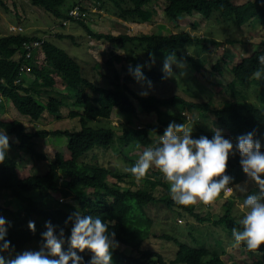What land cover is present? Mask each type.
Here are the masks:
<instances>
[{
  "label": "trees",
  "instance_id": "16d2710c",
  "mask_svg": "<svg viewBox=\"0 0 264 264\" xmlns=\"http://www.w3.org/2000/svg\"><path fill=\"white\" fill-rule=\"evenodd\" d=\"M28 1L57 20L69 22L68 24L78 23L92 39L105 40L110 44L122 46L139 44L145 52L143 54L137 52L112 54L105 61V65L113 72V84L111 87L104 88L91 82L78 58L58 44L62 45V41L68 39L74 42V35H56L59 41L49 38L50 35L45 38L14 32L0 37V132H6L10 145L4 159L0 160V199L5 192L11 199L19 200L16 211L8 210L5 208L6 205L0 204V215L5 213L11 215V218L7 219L11 221V227L8 229L6 239L11 241L16 251L24 250L31 242H38L44 221L51 220L54 224H61L73 210L74 204L67 202V199H72L85 214L98 215L108 222L110 229L116 233L119 243L139 254L130 255L118 247L113 251L112 264H152V262L156 264H227L222 259L226 253V247L222 242H217L215 246L208 248L181 242L170 234H163L162 238L174 241L178 245L177 253L170 261L158 252L143 249V244L152 235L153 220L145 211V207L150 204L162 203L168 210L175 211L180 216L181 213L187 212L201 223L211 221L210 217H204L198 212L195 204L176 205L169 195V185L159 178V172L146 173L153 175L145 180V185L150 188L144 186L134 189L118 184L124 182L125 177H133L129 173L112 171L111 165L78 162L92 149L96 147L108 149L116 144V141H119L122 148L136 144L143 151L151 146L152 140L158 133L162 135L163 130L139 125L123 127L120 137H116V130L112 124L109 128L89 125L91 120L111 121L113 113L138 115V106L134 100L138 102L144 115L155 113L165 127L173 121L163 116L164 109L180 107L186 121L190 119L189 116L191 117L190 112L210 113L220 126L228 131L233 142L235 136L251 131L253 128L257 129L258 133L264 132V109L246 99L226 100L219 107H212L208 100L188 99L182 95L141 97L138 95L139 91L133 88L135 84L140 83L135 82L128 74V65L143 64L150 56L154 59V54L157 52H162L164 55L175 52L178 56L183 55L180 48L182 46H192L199 51L210 52V43L219 45L221 42L188 31L174 32L170 35L131 36L121 33L114 35L96 32L86 24V19L91 16V9L86 4L92 7L95 5L100 12L111 13L125 21L148 23L154 16L151 5L159 0H74L68 7H65L68 0ZM0 3L3 4V0H0ZM74 8H79L85 17L74 18L70 14ZM194 13L207 20L213 19L218 24L235 23L237 27L227 40L228 44L233 45L243 44L244 39L241 37L237 39L236 35H241V28L245 24L254 19L264 21V5L257 3V0H246L242 4H235L234 0H166L164 14L176 23L177 28L186 25L185 19H187L189 25L195 29L196 23L190 20ZM34 40L42 42L41 45L31 48V42ZM252 44L258 49L248 56H241L232 65L230 72L234 77L233 82L228 86H219V91L222 87H229L234 93L235 85H241L245 89L257 88L264 97V80L258 81L252 76V73L260 68L257 57L264 54V37ZM29 53L30 57H27ZM185 58L192 63L196 71H201V62L194 57ZM118 65L123 67L125 72L123 76L118 71ZM100 68L101 65L95 62L91 70ZM213 69L218 72L221 70L219 62L213 66ZM142 70L152 83L168 80V78H161L162 72L153 64ZM261 70L264 71V68ZM26 76L34 79L31 85L26 84ZM88 90L94 92L96 97L91 96ZM5 101H8L19 115L35 123L41 121L45 112L59 120L63 118L62 108H80L81 112L71 110L69 116L78 117L81 128L73 131L60 129L27 131L21 120L2 116ZM203 134L209 138L212 135ZM49 136H65L68 140L65 151L57 154L55 161L49 163L48 170L44 174L20 170L17 159L24 155H29L36 162L48 160L45 154L36 149V139ZM261 151H264V140H262ZM238 159L237 155L228 160L226 173L233 179L226 185L221 195L225 194L226 188L240 183L245 178ZM125 160L128 163H134L126 158ZM62 174H65V179H62ZM110 174L116 178L117 182L113 184L108 182ZM155 177L158 178L153 179ZM159 185L164 188V193L156 197L153 189ZM252 193L260 194L258 188H255ZM224 207V213L213 222L215 225L222 226L232 236V229L240 228L239 219L233 211L236 208L235 197H229ZM29 220L35 222V233L27 228ZM245 251L252 255L251 264H264V243L255 250H248L245 247ZM83 255L87 260L89 253L86 252Z\"/></svg>",
  "mask_w": 264,
  "mask_h": 264
},
{
  "label": "rangeland",
  "instance_id": "374dc122",
  "mask_svg": "<svg viewBox=\"0 0 264 264\" xmlns=\"http://www.w3.org/2000/svg\"><path fill=\"white\" fill-rule=\"evenodd\" d=\"M74 0H68L65 7H68ZM246 0H234L235 4H242ZM91 9L90 18L86 19V24L96 32L117 34H129L131 36H141L147 34H161L170 35L174 32L188 31L192 34H199L206 36L208 39H214L221 42L219 45L210 43V52H202L192 46H182L181 51L185 57L195 58L202 63L201 71H196L192 63L186 58L187 69L186 74L183 76L175 75L168 78L163 82L152 83L153 87L149 95H155L159 97H170L173 95H182L188 99L194 100H208L212 107H219L223 101L231 99H246L256 105H260L264 109V97L262 93L257 91L258 89L252 87L245 89L241 85H235L234 93L228 87H222L219 91L218 88L221 85L228 86L233 82V74L230 72V68L235 64L241 56H248L256 48L254 44L264 37V21L257 19L252 20L250 23L245 24L241 28V35L237 34L236 38L244 39L243 44H228L227 40L230 35L233 34L237 25L228 22H221L218 24L213 19H206L201 15L194 13V16L190 17L192 22L196 23V28L193 29L187 19H185L186 25H182L180 28L175 26L176 23L172 22L164 14L166 7V0H159L152 3V9L154 10V16L151 22L148 23H132L122 20L111 13L100 12L94 5L86 4ZM96 9V10H95ZM182 21V20H181ZM67 22L55 19L50 14L46 13L43 9L33 6L28 0H3V4L0 3V37L11 34V29H15L18 26L23 28L22 34H28L31 36H43L57 40L56 35L71 34L74 35V42L70 39L63 40L62 47L66 49L71 55L78 58L83 64L86 71L85 74L89 76L91 82L102 87H111L113 84V75L111 69L107 68L105 61L114 53L126 54L128 52H137L143 54L145 50L139 44L132 45H117L110 44L105 40H96L90 38L84 31V29L78 23ZM51 33L50 32H53ZM16 33V32H14ZM56 36V37H55ZM55 37V38H54ZM61 42V41H60ZM154 67L161 71V62L165 56L162 52L154 54ZM147 61V60H145ZM95 62L101 65L99 70H91ZM219 62L220 71L213 69V66ZM118 71L121 76L124 75L122 65H118ZM174 72H177L175 68ZM27 77V76H26ZM28 84H32L34 79L27 77ZM146 87V85H145ZM135 90H141V84H135L133 86ZM227 88V89H226ZM90 94L96 97L95 93L88 90ZM138 106V115L126 114L122 115L113 113L111 121L105 119L91 120L89 125L92 127H111L110 124L116 130V137H120V132L123 127L129 126H152L155 130H164L165 125L158 120L155 113L143 114L141 108L136 100H134ZM3 117L16 118L25 122L27 131L35 132L44 128L47 129H60V130H72L73 128H81L79 118L72 120L69 116V109L64 108L62 110V119H52L50 115H46L45 121H39L35 123L19 117L20 115L15 112L13 107L8 101L4 102ZM164 117L168 120H172L175 123H184L186 126L193 128L192 135L198 136L203 133L212 134V131L216 128L222 130V135L227 138H231L228 131L220 126L215 117L210 113H199L198 111L190 112V119L185 120L180 107H169L164 109ZM177 112V114H176ZM189 113V112H188ZM163 117V119H164ZM112 127V128H113ZM113 128V129H114ZM160 132V131H159ZM158 135L152 140L150 147L158 140ZM65 136H49L47 138H40L38 140V151L45 154L48 158L47 161L36 162L29 155L23 156L19 160L20 170H29L31 173H44L49 166V163L55 161L57 154L65 151L68 144V140ZM142 153V149L138 145H128L126 148H122L119 141L108 149L96 147L91 151L84 154L78 162L80 164L89 162H97L100 165L106 164L115 166L113 171L117 173H125L123 169L130 167L132 164L128 163L126 159L136 161L139 155ZM133 161V162H134ZM45 170V171H44ZM154 173L159 172L155 167H151L147 172ZM264 177V174H261ZM153 175L145 174L140 179H134V177H125L122 186H129L131 188L149 187L145 185V180ZM159 178L163 180L162 175L159 173ZM65 174H62V179H65ZM155 177L153 179H156ZM110 183L116 181L115 177L110 174L108 176ZM258 188L257 185L251 180H245V178L238 184L226 188L224 196L219 194L210 203L204 204L200 201L195 203L198 207V212L205 216L210 217L211 221L218 219L225 211L224 204L229 197H235L234 214L237 219H241L246 211L242 207L244 198L247 195H253L252 191ZM156 197H160L164 193V188L159 185L153 189ZM259 196L260 194H256ZM59 197V196H58ZM19 200L11 199L10 195L3 192V196L0 199V204L6 205L5 208L11 211L17 210ZM145 211L148 217L153 220L152 235L143 244V249H150L152 251L162 254L167 261L174 259L178 245L174 241H170L162 238L163 234H170L173 237L178 238L181 242L189 243L191 245H200L205 247H213L217 242H222L226 247L222 259L227 264H251L252 255L245 251V247L242 243L237 244L234 242L232 236L222 228L220 225H215L214 222H198L191 217L187 212L181 213L180 216L175 211L168 210L162 203L150 204L145 207ZM6 219L11 218V215L3 214ZM37 247V242L29 243L25 249ZM123 244L119 243V249L126 251L127 253L139 255L136 251L127 248ZM152 264H156L152 262Z\"/></svg>",
  "mask_w": 264,
  "mask_h": 264
},
{
  "label": "clouds",
  "instance_id": "9594fccd",
  "mask_svg": "<svg viewBox=\"0 0 264 264\" xmlns=\"http://www.w3.org/2000/svg\"><path fill=\"white\" fill-rule=\"evenodd\" d=\"M257 3L264 5V0H257ZM154 63L150 56L143 64L128 65V74L141 84L138 92L141 97H147L153 87L142 69ZM257 63L260 68L252 76L261 81L264 80V71L261 70L264 68V54L257 57ZM161 64L162 79L186 74L184 55L169 53ZM174 68L178 71L174 72ZM192 133L191 126L169 122L154 145L145 148L123 171L138 180L155 167L169 185V195L176 205L188 206L197 201L207 204L233 179L226 173V168L229 158L238 155L245 180L251 179L260 195L244 198L242 207L246 211L239 220V230L232 229V238L248 250L257 249L264 243V177L261 175L264 174V151H261L264 132L258 133L253 128L235 136L234 142L222 135L219 128L212 131L210 138L204 134L194 137ZM9 146L8 135L0 132V160L4 159ZM10 227L11 221L0 215V264H112L113 251L119 247L116 233L108 222L98 215L85 214L75 205L61 224L44 221L35 249L16 251L6 239ZM27 228L35 233V222L29 220ZM86 252L89 253L87 260L83 255Z\"/></svg>",
  "mask_w": 264,
  "mask_h": 264
},
{
  "label": "crops",
  "instance_id": "0c3cea01",
  "mask_svg": "<svg viewBox=\"0 0 264 264\" xmlns=\"http://www.w3.org/2000/svg\"><path fill=\"white\" fill-rule=\"evenodd\" d=\"M32 79V78H31ZM27 80V83L26 84H28L29 82H28V79H26ZM89 94H90V92H88ZM91 95V94H90ZM92 96V95H91ZM94 96V95H93ZM96 96V95H95ZM258 106H260V105H258ZM64 108H62L61 109V115H62V110H63ZM69 110L68 111H71V110H76V111H82V110H80V108H76V107H71V108H68ZM4 110H5V108H4ZM4 110H3V113H4ZM48 113L47 112H45L44 113V115L42 116V119H41V121L42 120H44L45 121V118L47 117L46 115H47ZM49 115V114H48ZM19 117H22V118H25V119H27L26 117H24V116H19ZM50 117H52V119H55L53 116H51L50 115ZM63 117V116H62ZM71 118V117H70ZM76 118H78V117H76ZM76 118H71L72 120H76ZM24 124H25V122H24V120L22 121ZM134 127V126H133ZM136 127H138V126H136ZM44 129H47V128H44ZM78 129H80V127L79 128H73L71 131H73V130H78ZM47 130H54V129H47ZM64 139H65V137H63ZM40 139V138H39ZM38 139V140H39ZM38 140L36 139V149L38 150L39 148V146H38ZM132 145H134V144H132ZM128 147V146H127ZM126 147V148H127ZM22 158V157H21ZM21 158H18L17 159V161H18V164H19V160L21 159ZM128 160H130V161H134V160H131V159H128ZM135 162V161H134ZM104 165H106V164H104ZM113 167H115V166H110V169L113 171ZM46 170V171H45ZM44 171V173H46L47 172V170H48V167H47V169H45ZM43 173V174H44ZM116 179V178H115ZM108 182H109V180H108ZM115 182H117V180L115 181ZM115 182H113V183H115ZM110 183V182H109ZM113 183H111V184H113ZM119 185H121L122 183H118ZM67 202H69V203H71V204H74V205H76V206H78L72 199H67ZM79 207V206H78ZM80 209V208H79Z\"/></svg>",
  "mask_w": 264,
  "mask_h": 264
},
{
  "label": "built area",
  "instance_id": "2783aa9c",
  "mask_svg": "<svg viewBox=\"0 0 264 264\" xmlns=\"http://www.w3.org/2000/svg\"><path fill=\"white\" fill-rule=\"evenodd\" d=\"M74 18H83L85 17V14L83 12H81V10L79 8H74L71 13H70ZM64 24H66V22H64ZM12 31L16 32V33H22L23 32V28L21 26L16 27L15 29H11ZM42 42L38 41V40H34L31 42V48H36L39 47L41 45ZM27 57H30V53L28 54ZM24 68V67H23ZM22 68V69H23ZM26 69V68H25ZM190 118V116L188 117Z\"/></svg>",
  "mask_w": 264,
  "mask_h": 264
}]
</instances>
